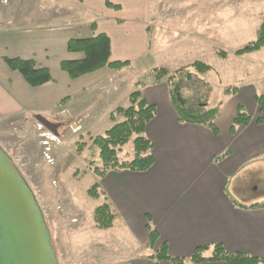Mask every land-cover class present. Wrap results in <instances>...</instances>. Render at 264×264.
Wrapping results in <instances>:
<instances>
[{
	"label": "crops",
	"instance_id": "crops-1",
	"mask_svg": "<svg viewBox=\"0 0 264 264\" xmlns=\"http://www.w3.org/2000/svg\"><path fill=\"white\" fill-rule=\"evenodd\" d=\"M26 1L0 0V126L37 116L47 121L53 117L51 123L61 126L82 118V131L90 133L101 120H109L115 109L126 107L133 91L119 99L125 88L120 74L155 49L162 29L157 23L176 18L152 14L148 0H64L74 5L66 12L73 21L39 27L40 19L65 16L54 12L39 16ZM106 2L118 10L107 8ZM98 34L110 41V62L129 66L104 68L74 80L58 71L60 62L83 58L81 53L67 52L69 40ZM4 58L32 60L37 68L49 71L52 82L31 87L7 67ZM138 88L142 99L155 107L154 118L145 128L154 164L143 173L111 171L99 178L100 199L116 215L114 223L119 221L123 231L150 249L149 224L158 234L153 250L166 244L172 258L188 260L202 247L208 248L203 257L209 258L214 245H221L228 254L264 258V207L244 208L264 202L258 184L264 179V124L255 122L256 104L255 118L249 116L250 124L236 127L234 135L230 128L242 104L237 100L231 111L229 105L220 104L214 134L207 126L179 121L165 78H153ZM209 105L206 108H213ZM41 155L38 151L36 157L40 160ZM150 255L146 261L139 256L127 264H170L151 260Z\"/></svg>",
	"mask_w": 264,
	"mask_h": 264
},
{
	"label": "rangeland",
	"instance_id": "rangeland-1",
	"mask_svg": "<svg viewBox=\"0 0 264 264\" xmlns=\"http://www.w3.org/2000/svg\"><path fill=\"white\" fill-rule=\"evenodd\" d=\"M26 2L28 9L37 11L39 16H52L53 12L65 16L57 20L40 19L39 27L74 19H69L70 15L66 14L74 5L64 0ZM149 7L151 13L176 15V18L159 21L157 25L162 29L155 49L145 60L133 63L123 75L120 74L125 88L119 99L122 100L128 91L138 90L136 82L147 84L152 81L154 69L164 68L170 73L165 79L167 83L168 80L171 82L168 85L180 106L195 108L206 102L214 107L220 103L229 105L228 111H231L238 100L247 115L254 119L253 96L264 95V49L240 57L234 52L255 41L257 31L264 23V0H150ZM219 52L227 57L221 59ZM194 62L210 66L212 71L198 74L190 67ZM58 71H61L60 67ZM186 73L191 74L189 78ZM234 88L238 91L236 95H233ZM124 104L128 107L129 101ZM48 118L50 123L54 122L53 117ZM81 120L58 125L57 134L37 124L33 117L22 123L12 121L8 123L9 127L0 126V146L33 191L44 214L59 264H127L134 263L139 256L146 261V256L154 254L156 245L149 249L135 241L121 229L119 221L113 223L112 229L96 227L94 210L103 201L87 195V190L99 180L93 171L101 167L92 141L94 137L102 136L114 122L110 118L101 120L88 133L82 131ZM116 120L121 121V117L117 116ZM133 138L117 152L119 161L132 160ZM38 151L43 159L37 158ZM258 184L263 193L264 179Z\"/></svg>",
	"mask_w": 264,
	"mask_h": 264
},
{
	"label": "trees",
	"instance_id": "trees-1",
	"mask_svg": "<svg viewBox=\"0 0 264 264\" xmlns=\"http://www.w3.org/2000/svg\"><path fill=\"white\" fill-rule=\"evenodd\" d=\"M81 2L82 0H77ZM150 1V0H148ZM106 7L118 10V7L112 6L106 2ZM93 28L94 25L92 24ZM264 49V23L260 25L255 41L236 50L235 56H244L253 54ZM68 53H81L83 58L76 61L60 62V70L67 74L71 79H77L83 75L96 72L103 68L112 70H121L128 66L127 62H110V41L104 34H98L89 39H72L67 42ZM218 56L225 59L227 55L219 52ZM7 67L14 72L19 73L24 81L31 87H39L52 82L50 73L45 68H37L32 60L8 59L4 58ZM198 74H206L212 71L210 66L200 62H194L191 66ZM180 70V69H179ZM170 73L164 68H156L152 71V76L155 81L169 77ZM190 73H186V77H190ZM168 83L171 82L168 80ZM141 83H136L137 87L142 86ZM170 88V86H169ZM233 89V94L236 93ZM225 93L230 92L227 89ZM170 99L178 115L181 123L196 124L207 126L214 134H217V129L214 126V120L220 112V103L213 108H206L207 103L201 102L197 107H182L180 106L172 91L170 90ZM254 102L258 107V115L255 120L257 125L264 124V96L255 95ZM129 106L126 108H117L110 114V120L114 122L102 136L93 138L92 145L98 152L101 167L94 169V174L99 178H103L111 171H130L143 173L148 171L154 164L152 156V143L145 137V128L147 124L154 118L155 107L149 105L141 97L140 90H135L128 96ZM117 116L121 117V121L116 120ZM251 118L247 115L244 107L238 105L236 115L233 119L230 134L234 135L236 127H246L250 124ZM134 156L130 161H119L117 152L132 138ZM93 149V150H95ZM93 162H90L92 165ZM87 195L94 200H99L102 194L99 192L98 184L92 185L87 190ZM264 202L254 204L244 208H263ZM116 215L112 212L110 205L103 202L94 210V221L99 230H108L113 226ZM149 246L153 248L158 241V234L147 224ZM207 247L197 248L194 250L191 257L186 260L182 258H172L167 253L166 244H162L159 249L155 250L154 254L149 256V259L157 262H169L170 264H201L207 262L222 261L226 264H264V258H255L246 254L236 253L228 254L224 251L221 245L213 246V254L209 258L203 257V253Z\"/></svg>",
	"mask_w": 264,
	"mask_h": 264
},
{
	"label": "water",
	"instance_id": "water-1",
	"mask_svg": "<svg viewBox=\"0 0 264 264\" xmlns=\"http://www.w3.org/2000/svg\"><path fill=\"white\" fill-rule=\"evenodd\" d=\"M45 129L57 125L37 116ZM0 264H59L50 231L38 201L0 146Z\"/></svg>",
	"mask_w": 264,
	"mask_h": 264
},
{
	"label": "flooded vegetation",
	"instance_id": "flooded-vegetation-1",
	"mask_svg": "<svg viewBox=\"0 0 264 264\" xmlns=\"http://www.w3.org/2000/svg\"><path fill=\"white\" fill-rule=\"evenodd\" d=\"M52 124L57 125V129H58V127H59L58 125H59V124H56V123H52Z\"/></svg>",
	"mask_w": 264,
	"mask_h": 264
},
{
	"label": "built area",
	"instance_id": "built-area-1",
	"mask_svg": "<svg viewBox=\"0 0 264 264\" xmlns=\"http://www.w3.org/2000/svg\"><path fill=\"white\" fill-rule=\"evenodd\" d=\"M79 128H77V130H78Z\"/></svg>",
	"mask_w": 264,
	"mask_h": 264
}]
</instances>
